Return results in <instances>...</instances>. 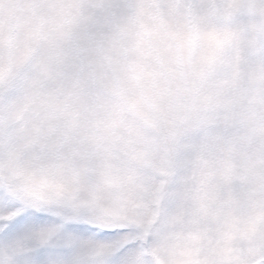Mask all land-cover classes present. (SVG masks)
<instances>
[{
	"label": "rangeland",
	"instance_id": "374dc122",
	"mask_svg": "<svg viewBox=\"0 0 264 264\" xmlns=\"http://www.w3.org/2000/svg\"><path fill=\"white\" fill-rule=\"evenodd\" d=\"M169 2L12 0L0 31L22 52L64 5L95 17L81 27L88 48L72 107L110 126L105 139L131 176L119 192L122 213L140 225L139 264H212L223 245L245 244L241 226L264 208V55L255 47L264 11L246 10L240 47L201 77L193 65L210 37L196 41L192 62L182 59L183 24ZM117 194L109 188L104 197Z\"/></svg>",
	"mask_w": 264,
	"mask_h": 264
},
{
	"label": "snow or ice",
	"instance_id": "6c2138e0",
	"mask_svg": "<svg viewBox=\"0 0 264 264\" xmlns=\"http://www.w3.org/2000/svg\"><path fill=\"white\" fill-rule=\"evenodd\" d=\"M12 0H0V11ZM183 31L182 59L193 61L201 37H210L193 71L204 76L246 30V10L264 0H170ZM55 26L37 25L22 52L0 31V264H139L140 225L123 214L119 189L131 180L110 126L73 110L77 61L87 51L81 27L96 24L81 4L62 6ZM107 19V18H106ZM191 40V44L187 41ZM264 55V30L256 42ZM118 194L108 201L104 192ZM161 198L162 193H154ZM245 244L223 245L212 264H264V208L241 226Z\"/></svg>",
	"mask_w": 264,
	"mask_h": 264
},
{
	"label": "water",
	"instance_id": "95a60500",
	"mask_svg": "<svg viewBox=\"0 0 264 264\" xmlns=\"http://www.w3.org/2000/svg\"><path fill=\"white\" fill-rule=\"evenodd\" d=\"M143 242H144L145 246L148 248V236L147 235L145 236Z\"/></svg>",
	"mask_w": 264,
	"mask_h": 264
}]
</instances>
